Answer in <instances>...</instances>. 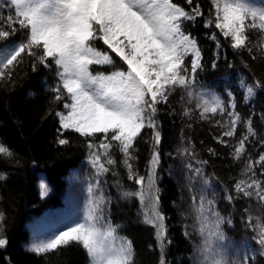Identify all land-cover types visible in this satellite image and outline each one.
Returning a JSON list of instances; mask_svg holds the SVG:
<instances>
[{"label": "snow or ice", "instance_id": "1", "mask_svg": "<svg viewBox=\"0 0 264 264\" xmlns=\"http://www.w3.org/2000/svg\"><path fill=\"white\" fill-rule=\"evenodd\" d=\"M184 3L187 7L177 0H0V86L14 85V73L25 57L33 72L40 67L54 70L56 83L48 89L52 93L49 104H62L63 110L50 108L47 114L58 118L57 143L68 145L64 133L69 131L85 138L87 160L94 172L81 216L47 238L34 239L27 251L41 256L75 243L86 253L88 264H136L133 241L121 235V226L110 215L112 200L104 185L111 173L121 199L137 200L141 223L153 230L157 264H170L167 253L172 240L158 176L159 113L176 89L183 90L181 100L186 95L187 104L195 101L194 108L185 107L183 112L189 120L197 111L203 121L216 115L226 117L215 121L223 131L214 139L233 149V160L245 157L246 145L257 136L253 118L242 119L232 91H228L226 103L216 93L196 90L204 57L185 24L203 17L205 28L214 26L234 51L246 50L255 60L254 48L264 56V6H258L256 0H210L205 16L199 0ZM249 30L261 33V43H252ZM208 39L216 42L217 49L221 47L215 31ZM105 67L111 70H98ZM212 67H216L215 60ZM238 87L247 103L258 89H264V81L241 80ZM241 124L246 132L237 137ZM225 137H237L236 142L229 144ZM138 138L150 148L143 173L136 166ZM260 143L264 146V137ZM208 152L217 155L215 149ZM179 154L186 157V187L194 218L191 227L200 238L193 246L192 264H256L257 256L264 257V223L244 209L242 222L254 233L251 240L259 247L253 249L247 242L233 245L224 230L225 224H233V218L221 213L217 194L211 190L213 179L219 178L205 173L208 161L198 157L191 138ZM0 159L20 163L17 154L3 143ZM118 166L125 169L135 188L123 184ZM239 175L231 188L224 187L223 199L233 206L241 198L264 205V179L260 178L264 177V151L256 159L248 156ZM6 179L7 173L0 172V181ZM48 191L47 184L41 183L40 195L47 196ZM6 228L7 217L0 211V249L9 243ZM184 228L185 237L190 238L189 225Z\"/></svg>", "mask_w": 264, "mask_h": 264}, {"label": "trees", "instance_id": "2", "mask_svg": "<svg viewBox=\"0 0 264 264\" xmlns=\"http://www.w3.org/2000/svg\"><path fill=\"white\" fill-rule=\"evenodd\" d=\"M177 2L187 7L184 0ZM199 3L207 16L210 0H199ZM256 3L264 6V0H256ZM203 19L201 17L194 24H185L186 31L197 38L204 57V69L198 72L196 90L216 93L226 103L227 93L232 91L235 94L237 111L242 119L252 116L257 136L251 138V142L246 145L245 157L235 161L230 155L233 149L217 143L214 139L223 131L215 121L226 117L216 115L203 121L199 119L197 111L193 113L192 120H189L183 112L185 107L194 108L195 101L187 104L186 95L181 100L184 95L182 89H176L170 96L169 103L160 106L162 141L158 176L162 209L169 218L167 224L172 240L167 253L170 264H192L190 257L193 246L200 242L191 227L194 218L190 208L191 196L186 187V157L179 154V150L187 146L188 138L195 145L198 157L208 161L204 168L205 173L209 177L214 175L219 178L213 179L211 190L217 194V207L221 213L233 218L231 226L224 225L233 245L239 246L247 242L253 249L259 247L251 240L254 233L242 222L241 217L246 216L244 209L247 208L254 218H259L264 223V205L256 200L241 198L233 206L223 199L224 187L231 188L234 178H240L246 158L251 156L256 159L264 151V146L260 143V138L264 137V89H258L255 96L246 103L238 87L241 80L248 83H252L254 79L264 81V56L257 53L255 48V60L246 50L234 51L229 41L214 26L204 27ZM214 31L220 41L219 49L215 41L208 39ZM247 35L252 43H261V33L258 30H249ZM217 52L218 57L215 55ZM213 60L216 61L215 68L212 67ZM98 70L111 69L105 67ZM14 81V85L7 88L0 86V143L11 148L20 160L19 165H15L0 159V172L7 173V179L0 181V211L7 217L6 235L9 240L6 248L0 249V264H88L86 253L75 243L59 249L58 252L41 256L27 251L34 239L47 238L81 216L86 190L94 172L87 160L85 138L69 131L64 133V138L70 143L63 146L57 143L58 118L54 113L47 114L50 108L63 110L62 104H49L52 93L48 89L56 83L55 71L40 67L33 72L28 58L25 57V63L14 73ZM189 123L192 128L187 127ZM245 132L243 124L239 125L237 137ZM237 137H225V140L234 144ZM137 144L136 166L143 173L150 156V148L149 144L139 138ZM209 148L215 149L217 155H211ZM115 155L119 161L120 154L116 152ZM117 170L127 188L136 187L127 180L122 166H118ZM256 170L259 176V167ZM105 179L107 184L104 185V191L112 200L111 218L121 226V235H126L133 241L136 264H157L159 252L153 230L141 223L138 201L121 199L120 191L114 183L115 177L111 173ZM41 183L47 184L49 188L47 196L40 195ZM185 224L189 225L188 231L193 232L190 238L184 235ZM149 245L153 247L150 249ZM256 264H264V257L257 256Z\"/></svg>", "mask_w": 264, "mask_h": 264}]
</instances>
